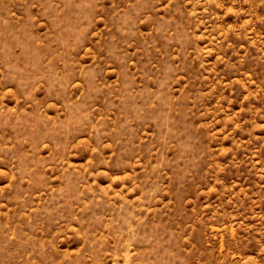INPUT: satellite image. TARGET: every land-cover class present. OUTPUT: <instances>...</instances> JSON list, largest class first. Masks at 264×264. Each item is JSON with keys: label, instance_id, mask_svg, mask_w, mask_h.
Instances as JSON below:
<instances>
[{"label": "rangeland", "instance_id": "rangeland-1", "mask_svg": "<svg viewBox=\"0 0 264 264\" xmlns=\"http://www.w3.org/2000/svg\"><path fill=\"white\" fill-rule=\"evenodd\" d=\"M0 264H264V0H0Z\"/></svg>", "mask_w": 264, "mask_h": 264}]
</instances>
